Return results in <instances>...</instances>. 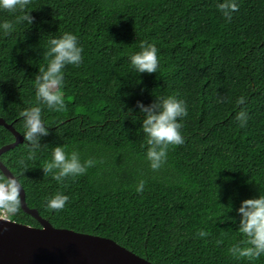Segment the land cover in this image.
I'll return each instance as SVG.
<instances>
[{"label":"trees","instance_id":"1","mask_svg":"<svg viewBox=\"0 0 264 264\" xmlns=\"http://www.w3.org/2000/svg\"><path fill=\"white\" fill-rule=\"evenodd\" d=\"M221 2L32 0V25L0 30V118L24 138L19 113L40 106L50 133L33 159L25 140L0 156L19 178L28 208L54 228L111 239L151 264H264V255L248 261L228 252L244 239L242 201L264 195V0H237L231 22L217 8ZM19 14L0 10V23ZM65 32L78 37L83 61L64 69L66 108L56 112L37 104L34 78L47 65L49 36ZM144 41L157 46L155 74L131 64ZM170 95L187 105L178 121L185 142L170 146L153 171L136 105ZM241 96L244 105L237 104ZM241 110L248 113L243 128ZM13 141L0 127V148ZM55 146L95 164L58 183L42 170ZM56 192L69 196L62 211L47 207ZM9 215L40 227L21 207ZM201 230L208 236L199 237Z\"/></svg>","mask_w":264,"mask_h":264},{"label":"clouds","instance_id":"2","mask_svg":"<svg viewBox=\"0 0 264 264\" xmlns=\"http://www.w3.org/2000/svg\"><path fill=\"white\" fill-rule=\"evenodd\" d=\"M32 0H0V10L10 13L19 12L15 21L5 20L0 23V30L5 35L15 30V25L27 23L32 25L34 17L27 11ZM217 8L224 17L231 22L233 13L239 11L237 0H223L217 4ZM141 51L133 54L132 66L140 74H155L159 67L158 49L155 43L144 41L140 44ZM83 48L78 44V37L70 32L62 36H49L48 50L44 53L47 60L46 67L39 68V74L35 76L37 104L46 105L49 110L60 112L65 110L66 105L63 95L64 69L68 65L79 66L83 61ZM246 98L241 96L237 100L238 105H244ZM136 107L144 115L142 132L146 137L148 149L146 158L150 168L158 171L167 161L170 146L184 144L182 135L183 124L178 122L187 117V105L177 95L157 96L156 101L149 106L137 102ZM133 109L128 115H132ZM42 108L34 106L25 108L19 113L23 121L24 140L29 147L28 159H33L38 149L42 147V137H47L49 127L45 126L42 119ZM240 127L247 126L248 113L241 110L236 115ZM46 146V145H45ZM21 167L25 166L24 159L18 161ZM95 161L89 158L81 161L80 153L76 150L66 152L65 146H55L52 149V159L45 161L42 170L46 175L52 174V178L58 183L68 177L84 175L88 168L93 167ZM145 181L141 180L137 186V192H142ZM22 184L15 175H0V215L14 214L21 205ZM69 201V196L62 192H56L47 200V207L53 211H62ZM239 221L238 232L244 237L239 243L232 245L228 252L235 259L258 260L264 255V195L242 201L238 209ZM208 232L199 231V237L208 236ZM217 243H222L218 241Z\"/></svg>","mask_w":264,"mask_h":264},{"label":"water","instance_id":"3","mask_svg":"<svg viewBox=\"0 0 264 264\" xmlns=\"http://www.w3.org/2000/svg\"><path fill=\"white\" fill-rule=\"evenodd\" d=\"M0 127L8 130L14 141L0 148V156L24 142L12 124L0 118ZM4 176L12 173L1 163ZM22 211L40 227L16 223L0 216V264H151L111 239L54 228L36 209L28 208L21 189Z\"/></svg>","mask_w":264,"mask_h":264},{"label":"built area","instance_id":"4","mask_svg":"<svg viewBox=\"0 0 264 264\" xmlns=\"http://www.w3.org/2000/svg\"><path fill=\"white\" fill-rule=\"evenodd\" d=\"M0 216L3 217L4 219L10 220V216L8 214H3V215H0Z\"/></svg>","mask_w":264,"mask_h":264},{"label":"rangeland","instance_id":"5","mask_svg":"<svg viewBox=\"0 0 264 264\" xmlns=\"http://www.w3.org/2000/svg\"><path fill=\"white\" fill-rule=\"evenodd\" d=\"M9 215V214H8ZM10 216V215H9Z\"/></svg>","mask_w":264,"mask_h":264}]
</instances>
